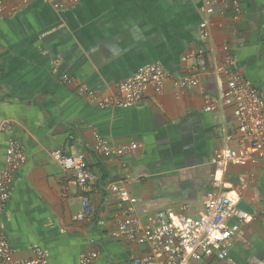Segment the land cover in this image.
Listing matches in <instances>:
<instances>
[{"label":"crops","instance_id":"1","mask_svg":"<svg viewBox=\"0 0 264 264\" xmlns=\"http://www.w3.org/2000/svg\"><path fill=\"white\" fill-rule=\"evenodd\" d=\"M237 1L238 12L232 2L215 4V52L221 58L228 47L234 71L264 96V0ZM203 5V0H77L61 11L31 0L13 16L0 17V170L11 142L28 155L0 216L17 258H30L37 247L52 264H78L93 249L100 252L95 264H132L147 254V246L115 236L127 206L108 190L112 182H123L137 198L142 220L158 211L192 217L204 211L215 178L213 153L241 144L232 107L205 111L206 100L215 102L227 89L226 76L207 73L197 87L176 86L203 44ZM155 63L170 74L166 87L149 90L137 106L104 109L78 93L82 86L111 93ZM95 134L115 152L131 142L142 148L105 158L92 150ZM56 149L86 155L95 212L85 221L74 220L85 192L53 159ZM226 185L253 220L233 238L225 264H264V159L230 166Z\"/></svg>","mask_w":264,"mask_h":264},{"label":"built area","instance_id":"2","mask_svg":"<svg viewBox=\"0 0 264 264\" xmlns=\"http://www.w3.org/2000/svg\"><path fill=\"white\" fill-rule=\"evenodd\" d=\"M30 2L31 0H0V17L13 16L20 7L27 6ZM217 2H232L236 11L240 10L237 0H203L204 20L200 31L203 44L190 56L193 63L188 67L187 75L176 86L197 87L201 77L207 73H213L217 77L226 76L227 89L215 102L207 99L205 111L215 112L232 107L241 147L234 149L227 146L213 153V189L207 193L204 211L198 217L158 211L142 220L135 210L138 200L131 196L126 185L123 182L108 185V190L115 194L119 204L127 206L115 236L129 243L148 247L149 252L136 256L132 264H225L233 246V238L243 224L253 220L252 215L240 207L233 188L226 185V176L230 166L246 167L264 159V96L251 80L234 71V61L229 55L228 47H224L223 57L216 54L212 15L216 12ZM43 3L64 11L75 5L77 0H43ZM188 58L183 60L187 61ZM169 77L170 74L162 64H149L121 82L111 93L86 86L80 87L78 93L100 108H131L137 106L149 90L163 92ZM64 82L71 83V80L65 78ZM3 128L7 130L9 123H5ZM226 140L231 142L233 137L227 136ZM141 148L140 143L131 142L120 146L115 152L109 141L95 134L92 150L99 156L112 158ZM51 156L63 171L72 174L74 184L85 192L83 208L74 217L75 221H85L95 212L89 196L94 177L86 155L56 149L51 152ZM27 161L25 148L16 141L11 142L0 170V216L10 200L14 176ZM15 254L8 236L0 227V264H52L45 251L38 247L32 249V256L28 259L17 258ZM99 256L97 249L89 250L81 254L78 264H95Z\"/></svg>","mask_w":264,"mask_h":264}]
</instances>
